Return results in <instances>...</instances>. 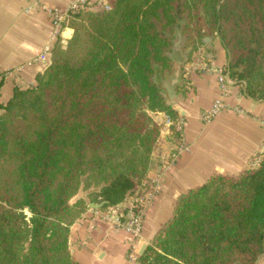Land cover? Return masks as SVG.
<instances>
[{
  "label": "trees",
  "instance_id": "trees-1",
  "mask_svg": "<svg viewBox=\"0 0 264 264\" xmlns=\"http://www.w3.org/2000/svg\"><path fill=\"white\" fill-rule=\"evenodd\" d=\"M35 86L16 88L0 112V264H77L71 226L89 207L70 205L82 182L101 211L123 203L153 167L161 135L153 113L180 115L159 87L181 28L186 48L217 35L227 71L264 101V0H113L72 12ZM264 252V160L217 174L183 194L139 264H257Z\"/></svg>",
  "mask_w": 264,
  "mask_h": 264
},
{
  "label": "crops",
  "instance_id": "crops-1",
  "mask_svg": "<svg viewBox=\"0 0 264 264\" xmlns=\"http://www.w3.org/2000/svg\"><path fill=\"white\" fill-rule=\"evenodd\" d=\"M77 1L0 0V72L4 74L0 112L16 88L35 86L37 77L49 67L51 53L46 61L38 56L47 49L52 52L59 39L65 48L73 37L74 30L56 26L45 9L66 10ZM97 1L111 5L113 0ZM203 34L202 64L211 71L194 67L176 86L177 96L182 95L173 105L180 115L181 137L173 135L165 114L153 113L162 131L152 156L153 167L136 189L149 201L141 236L105 219L107 210L89 208L70 229V249L77 264H139L140 256L172 220L183 194L214 175L237 174L264 160V101L250 98L244 84L234 82L221 90L218 69L228 66V55L217 35ZM218 101L225 107L205 120ZM131 253L136 260L130 258Z\"/></svg>",
  "mask_w": 264,
  "mask_h": 264
},
{
  "label": "built area",
  "instance_id": "built-area-1",
  "mask_svg": "<svg viewBox=\"0 0 264 264\" xmlns=\"http://www.w3.org/2000/svg\"><path fill=\"white\" fill-rule=\"evenodd\" d=\"M96 4H93V0H78L74 4H72L68 9L63 10L61 8H46L45 11L52 16L54 19V24L58 27L65 25V23L68 20V16L72 12H84V11H93V12H103L110 9L109 4L101 3L97 0H95ZM199 50L198 52H200ZM51 53V50L47 49L44 52H42L38 57L42 61H46L47 56ZM199 56V55H198ZM203 71H211L210 67L203 65L202 62H197L192 65H188L185 68L186 76H188L189 72H191L192 68L194 67H200ZM218 73L220 74V86L221 90L224 92L226 89V86L228 84L234 83V81L229 77L228 71H227V65L222 66L218 69ZM4 78V74L0 72V79ZM225 105L222 101H218L216 105L214 106L213 111L209 112L205 116V120H210L211 118L215 117L220 109L224 108ZM168 124H172L171 120L168 119ZM181 129L180 122L178 123V130ZM185 148L183 146H180V151H184ZM152 186L154 189L158 188V185L156 182L152 183ZM147 200H145L143 197H141L137 192L136 189L133 191L132 195L126 198V200L121 203L120 205H117L115 207H112L108 209L104 215L105 219L112 222L114 225L124 229L129 234L140 237L142 230H143V224H144V218L146 213V208L148 205ZM130 258L136 260L135 253L130 254Z\"/></svg>",
  "mask_w": 264,
  "mask_h": 264
},
{
  "label": "water",
  "instance_id": "water-1",
  "mask_svg": "<svg viewBox=\"0 0 264 264\" xmlns=\"http://www.w3.org/2000/svg\"><path fill=\"white\" fill-rule=\"evenodd\" d=\"M186 46V40L183 38L181 28L177 29L173 38V47L171 52L168 53V57L172 60V70L165 76V79L161 76L159 82L160 89L164 92L168 103L173 106L178 98L182 95L177 96L176 86L181 85L183 82V68L184 65L189 61V54L184 52ZM66 48V47H65ZM100 188L92 187L89 190H85L84 182H82L78 193L70 200L69 204L74 205L80 200H84L86 205L90 209L100 210L106 205V202L101 204H95L91 202L89 196L94 192H99ZM264 258L262 254L257 264H260L261 260Z\"/></svg>",
  "mask_w": 264,
  "mask_h": 264
},
{
  "label": "rangeland",
  "instance_id": "rangeland-1",
  "mask_svg": "<svg viewBox=\"0 0 264 264\" xmlns=\"http://www.w3.org/2000/svg\"><path fill=\"white\" fill-rule=\"evenodd\" d=\"M203 46H201L198 50H195V51H191L190 49H187L186 46L184 48V52L189 54V61L185 64H189V65H192L194 63H197V62H205L204 61V52H203V49H202ZM201 49L200 52H198L199 50ZM199 55V56H198ZM185 65H184V68H183V75H186V71H185ZM184 77V76H183ZM186 77V76H185ZM188 77V76H187ZM153 116V114H152ZM155 120V119H154ZM161 128V131H162V127L160 126ZM161 136V135H160ZM175 136V135H174ZM160 139V138H159ZM159 141V140H158ZM92 202V201H91Z\"/></svg>",
  "mask_w": 264,
  "mask_h": 264
}]
</instances>
